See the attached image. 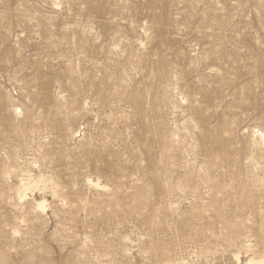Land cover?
Wrapping results in <instances>:
<instances>
[{
	"label": "rangeland",
	"instance_id": "1",
	"mask_svg": "<svg viewBox=\"0 0 264 264\" xmlns=\"http://www.w3.org/2000/svg\"><path fill=\"white\" fill-rule=\"evenodd\" d=\"M255 130L264 0H0V264L264 260Z\"/></svg>",
	"mask_w": 264,
	"mask_h": 264
},
{
	"label": "bare ground",
	"instance_id": "2",
	"mask_svg": "<svg viewBox=\"0 0 264 264\" xmlns=\"http://www.w3.org/2000/svg\"><path fill=\"white\" fill-rule=\"evenodd\" d=\"M17 109V108H16ZM255 134L257 135L260 143H262L264 145V132L263 130H255ZM21 184V183H20ZM94 187L96 188H104V186H102L101 183H99L98 181L96 183L93 184ZM17 190L20 192V191H26V190H29V187L28 185L26 184H22L21 187L17 188ZM18 192V195L20 196L21 194ZM17 194V193H16ZM24 194V192L22 193V195ZM21 195V196H22ZM27 196V195H26ZM19 198V197H18ZM22 198V197H21ZM20 199V198H19ZM23 199V198H22ZM25 199V198H24ZM33 202V201H32ZM37 207L40 209V210H43L44 209V204L43 202H38V205ZM44 211V210H43ZM248 264H264V260H259V261H255L254 259H249L248 261Z\"/></svg>",
	"mask_w": 264,
	"mask_h": 264
}]
</instances>
